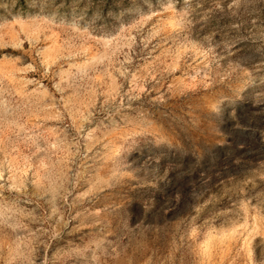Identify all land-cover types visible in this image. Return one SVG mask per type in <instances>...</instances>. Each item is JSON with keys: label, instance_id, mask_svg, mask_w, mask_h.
Returning a JSON list of instances; mask_svg holds the SVG:
<instances>
[{"label": "rangeland", "instance_id": "1", "mask_svg": "<svg viewBox=\"0 0 264 264\" xmlns=\"http://www.w3.org/2000/svg\"><path fill=\"white\" fill-rule=\"evenodd\" d=\"M0 264H264V0H0Z\"/></svg>", "mask_w": 264, "mask_h": 264}]
</instances>
